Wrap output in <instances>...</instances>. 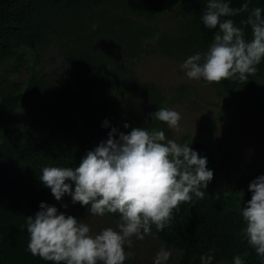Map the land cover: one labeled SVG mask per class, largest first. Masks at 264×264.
<instances>
[{
	"label": "trees",
	"instance_id": "16d2710c",
	"mask_svg": "<svg viewBox=\"0 0 264 264\" xmlns=\"http://www.w3.org/2000/svg\"><path fill=\"white\" fill-rule=\"evenodd\" d=\"M207 0H0V68L12 72L27 68V82L11 86L0 82V264H52L27 251L26 217L39 211L41 202L64 211L62 203L86 212L65 196L57 202L40 181L45 166L75 167L89 150L132 127L162 129L166 123L150 114L168 108L171 97L156 83L141 81L133 67L144 56L159 53L183 62L204 52L215 30L201 21ZM244 0H231L240 7ZM250 8H264L251 0ZM182 11L185 18L163 24L165 17ZM232 19L237 26L246 19ZM245 37L251 38L250 27ZM60 49L67 78L39 69L44 51ZM246 81L225 79L209 84L219 95L244 99L264 98V61ZM105 120L109 127H104ZM130 125L124 128V124ZM118 138V135H117ZM192 142L187 138L180 142ZM211 137L191 146L207 157L214 172L203 199L181 203L168 226L150 232L180 253L179 264H200L212 251L213 264H232L241 255L245 264H261L242 236L240 210L251 199L249 183L260 174L242 166L222 188L216 173L220 164L211 152ZM65 212V211H64ZM118 220L117 214H108ZM247 253V255H243Z\"/></svg>",
	"mask_w": 264,
	"mask_h": 264
},
{
	"label": "clouds",
	"instance_id": "9594fccd",
	"mask_svg": "<svg viewBox=\"0 0 264 264\" xmlns=\"http://www.w3.org/2000/svg\"><path fill=\"white\" fill-rule=\"evenodd\" d=\"M250 3L244 0L234 8L231 0H207L200 18L205 28L215 30L213 40L206 51L188 56L181 64L188 78L208 84L225 79L243 82L258 71L264 61V8H250ZM241 13H247L240 22L244 27L232 19ZM245 27L251 29L250 39L245 37ZM150 117L180 129L181 115L172 108L160 107ZM103 126L109 127V121ZM191 144L166 138L162 129L132 127L118 133L112 127L108 138L89 150L77 166L43 167L39 179L57 202L67 195L92 216L117 214L118 220L115 228L93 233L83 218L41 202L40 210L27 216L22 226L29 234L27 251L52 264H124L133 255L126 251L133 238L143 240L153 226L163 231L181 203L205 197L203 189L214 172L207 167V157ZM248 190L251 199L240 210L245 225L242 236L264 264V174L252 180ZM170 257L171 251L161 247L153 264H168ZM214 259L209 250L199 262L213 264ZM232 264L245 261L236 255Z\"/></svg>",
	"mask_w": 264,
	"mask_h": 264
},
{
	"label": "rangeland",
	"instance_id": "374dc122",
	"mask_svg": "<svg viewBox=\"0 0 264 264\" xmlns=\"http://www.w3.org/2000/svg\"><path fill=\"white\" fill-rule=\"evenodd\" d=\"M185 18L182 11H176L165 17L163 24L171 25L173 21ZM183 62L163 57L159 53L144 56L133 70L141 81L156 83L171 97L168 108L181 115L180 129H170V137L180 142L187 138L192 143H205L210 136L211 152L220 163L216 173L227 187L234 175L242 166H248L255 174H264V98L244 99L230 94L221 96L203 80L188 78L181 68ZM48 75L60 74L59 78H67L64 60L59 47L47 48L39 67ZM27 68L12 72L7 67L0 68V82L9 86L27 82ZM67 214L83 218L93 233L106 227L115 228L117 221L108 214L103 217L90 213L64 208ZM165 247L171 251L168 264H179L180 253L168 248L151 233L145 234L143 240L133 238L131 247L126 251L133 253L124 264H153L156 252Z\"/></svg>",
	"mask_w": 264,
	"mask_h": 264
}]
</instances>
